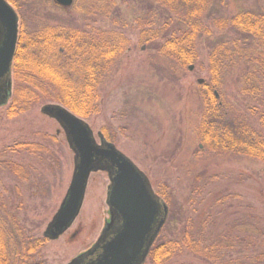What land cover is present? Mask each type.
I'll list each match as a JSON object with an SVG mask.
<instances>
[{
	"label": "rangeland",
	"instance_id": "374dc122",
	"mask_svg": "<svg viewBox=\"0 0 264 264\" xmlns=\"http://www.w3.org/2000/svg\"><path fill=\"white\" fill-rule=\"evenodd\" d=\"M12 1L21 17V31L32 37L64 27L78 30L81 38L107 39L114 34L126 38L125 51L102 76L94 98L96 103L90 108L92 114L76 115L91 126L98 143L99 132L104 137V132L108 133L115 146L147 174L155 191L158 187L167 191L171 200L169 217L177 218L178 223L169 228L170 236L188 218H194L199 226L203 216L221 209L220 204L226 208L220 216L224 223L250 219L253 214L263 219L264 226V158L252 156L248 147L223 149L206 138L208 131L220 135L226 132L225 121L239 122L248 134L259 135L264 145V83L258 93L247 94L241 79L248 71L246 65L236 66L231 74L226 70L220 80L216 79L213 90L218 100L214 106L219 111L210 115L205 109L206 84L215 81L210 74L211 42H219L218 37L224 33L215 31L211 39L202 38L195 62L182 66L163 57L148 38L165 32L163 27L170 17L187 14L190 6L184 1L75 0L68 7L55 0ZM209 3L201 16H206V20L212 16L230 17L243 8L259 9L264 0ZM225 64L229 66L228 61ZM15 77L12 74V94L18 88L15 89ZM20 78L24 87L37 79L27 74ZM200 79L204 81L199 82ZM35 90L41 94L40 100L31 101L30 107L17 116L8 115L7 105H0V152L15 142L28 140L46 143L50 153L39 159L25 153L14 155L17 160L34 164L33 177L19 182L0 168V180L8 194L23 200L27 226L34 234L43 236L70 185L74 152L59 123L41 112L45 104L60 103L47 100L44 93ZM24 93L20 98L26 106L29 99L24 101ZM11 102L12 99L8 103ZM212 117L215 122L210 130L207 125ZM48 136L56 137V141H43ZM109 185L106 172L90 175L79 215L58 239H47L37 256L40 262L67 264L95 243L109 219ZM166 264L206 263L183 252Z\"/></svg>",
	"mask_w": 264,
	"mask_h": 264
},
{
	"label": "trees",
	"instance_id": "16d2710c",
	"mask_svg": "<svg viewBox=\"0 0 264 264\" xmlns=\"http://www.w3.org/2000/svg\"><path fill=\"white\" fill-rule=\"evenodd\" d=\"M175 1V0H174ZM184 1L187 14L180 18L170 17L164 24V32L149 36L155 42L163 57L187 66L195 62L198 46L202 38L211 39L215 31L221 34L219 42H211L210 74L214 82L206 84V111H219L214 106L216 79H221L224 71L231 74L236 66L246 65L247 73L241 78L245 81L244 91L255 94L264 83V5L259 9H240L232 16H212L208 20L204 12L210 0H177ZM79 31H70L64 27L48 30L41 35L29 36L20 29L17 51L13 63L16 93H11L7 105V114L14 117L26 111L31 101L40 100L41 94L47 100L57 101L81 117L92 114L96 93L99 91L104 73L111 67L118 56L123 54L127 40L117 34L107 39L97 37H79ZM39 36V37H37ZM46 59V61H44ZM229 66L226 67V62ZM37 77L26 87L22 84V75ZM75 76V79H73ZM41 80L43 82H38ZM38 82V84H37ZM39 86V87H38ZM28 105L21 103L22 92ZM54 93H57L54 94ZM38 95V99L36 100ZM5 107V106H3ZM213 117L208 129H212ZM227 129L223 134L208 131L206 138L223 149H243L248 147L252 156L264 158L263 139L248 134L239 122H223ZM216 125V124H215ZM108 141H113L104 132ZM254 135V136H253ZM253 136V138H252ZM43 141H56V137H45ZM25 153L27 157L45 158L50 153L48 145L37 141H18L0 152V168L8 171L19 182L31 180L35 166L32 163L15 159L14 155ZM8 155V156H7ZM0 180V264H43L37 258L47 238L34 234L27 226V215L24 202L14 199L1 185ZM17 195L20 189L16 188ZM157 194L164 198L169 206L170 195L158 187ZM216 214L203 216L199 226L194 218L174 231L170 236L169 228L176 226L177 218L167 220L152 245L144 264H166L183 252H188L206 264H264V226L258 216L250 219H236L232 223L221 221L226 208L221 206Z\"/></svg>",
	"mask_w": 264,
	"mask_h": 264
},
{
	"label": "water",
	"instance_id": "95a60500",
	"mask_svg": "<svg viewBox=\"0 0 264 264\" xmlns=\"http://www.w3.org/2000/svg\"><path fill=\"white\" fill-rule=\"evenodd\" d=\"M55 1L66 7L74 2ZM19 25L15 8L0 0V105L6 104L12 93ZM41 112L59 123L74 152L70 185L43 236L56 240L72 226L82 208L90 175L103 171L110 179L106 200L109 219L95 243L67 264H144L167 220L168 203L155 192L147 174L101 132L98 143L82 118L60 104H45Z\"/></svg>",
	"mask_w": 264,
	"mask_h": 264
},
{
	"label": "flooded vegetation",
	"instance_id": "af4514ba",
	"mask_svg": "<svg viewBox=\"0 0 264 264\" xmlns=\"http://www.w3.org/2000/svg\"><path fill=\"white\" fill-rule=\"evenodd\" d=\"M14 8H15V10L17 11V13H18V15H19V19H20V21H21V17H20V14H19V12H18V10H17V8H16V5H15V3H13V1L12 0H7ZM74 3V2H73ZM61 5V4H60ZM61 6H63V5H61Z\"/></svg>",
	"mask_w": 264,
	"mask_h": 264
}]
</instances>
